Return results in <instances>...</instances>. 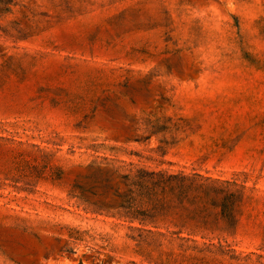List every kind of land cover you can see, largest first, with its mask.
I'll return each instance as SVG.
<instances>
[{"label":"rangeland","instance_id":"rangeland-1","mask_svg":"<svg viewBox=\"0 0 264 264\" xmlns=\"http://www.w3.org/2000/svg\"><path fill=\"white\" fill-rule=\"evenodd\" d=\"M0 264H264V0H0Z\"/></svg>","mask_w":264,"mask_h":264},{"label":"trees","instance_id":"trees-1","mask_svg":"<svg viewBox=\"0 0 264 264\" xmlns=\"http://www.w3.org/2000/svg\"><path fill=\"white\" fill-rule=\"evenodd\" d=\"M196 176H198L201 179V182L197 181ZM177 180L182 182L181 185L184 187V189L188 193L194 192V197H198V193H201L199 197L200 199L202 196L203 197L207 196V192L209 190L213 191L215 195H217L218 193L228 192L227 188L221 189V188H218L212 185V183L219 182V180H213V179H210L209 177H202L199 175H192V176L181 175L180 173L176 175H169V181L166 185L167 188L169 189V192L173 191V189L175 188V182ZM221 183H225L227 185L234 184V183H229L228 181H221ZM202 203L204 205L203 206L204 209H207L206 205L213 207V208L218 207L220 205L222 206V203H218V201H216V199L214 198L208 199L207 201H203Z\"/></svg>","mask_w":264,"mask_h":264}]
</instances>
